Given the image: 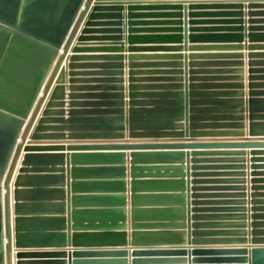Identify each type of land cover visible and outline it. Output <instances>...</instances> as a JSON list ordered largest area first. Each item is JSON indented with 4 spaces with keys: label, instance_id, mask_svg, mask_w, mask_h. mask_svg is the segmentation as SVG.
Here are the masks:
<instances>
[{
    "label": "crops",
    "instance_id": "obj_1",
    "mask_svg": "<svg viewBox=\"0 0 264 264\" xmlns=\"http://www.w3.org/2000/svg\"><path fill=\"white\" fill-rule=\"evenodd\" d=\"M96 7L99 10L94 12ZM92 15L95 19L90 20ZM75 48L95 52L73 53ZM62 56L63 48L38 101L24 120L22 133L39 100H43L24 147L233 145L212 149L41 152L51 155L42 159L39 180L33 177L38 175L34 172L37 159L26 166L25 174H19L27 154H40L23 150L10 183L13 264L17 261L15 204L26 210L23 218L29 237L23 250H123L127 252L126 264H134V260H141L137 264H170L163 262L175 258L200 264L196 260L205 257L193 255V250H252L254 239L264 238L253 236L254 230L264 231V0H92L44 96ZM73 56L75 61H71ZM106 78L111 80V98L105 116L118 118L123 110V138L111 139L108 135L114 131L88 122L95 120L98 109L106 104L107 92L102 89ZM238 84L243 87L239 89ZM173 85H181L182 92L189 95L183 119L173 123V130L161 131L164 137L155 138L141 131L143 137L131 138L130 109L143 116H162L169 107L158 102L174 100L169 97L174 92ZM239 92L243 95L240 98ZM192 93L203 96L191 97ZM120 94L122 99L118 98ZM239 99L243 100L242 106L236 103ZM251 99L257 102L254 106L249 104ZM119 100L122 107L117 105ZM216 100L221 101V106L212 104ZM216 108L222 112H212ZM201 112L208 114L192 122V116ZM34 134H39L40 139L33 140ZM19 176L22 183L17 187ZM16 191L20 202L16 201ZM69 213L74 232L93 233L112 224L117 228L125 226L127 245L57 248L52 239L43 235L66 236ZM256 223L262 226L254 229ZM171 224L176 225L172 230L175 240H181L183 233L186 244H132L133 229H161ZM199 232L207 235L197 237ZM196 238L206 242L195 245ZM178 249L190 254L133 256L135 251ZM112 259L104 255L80 258L86 264H110L108 260ZM36 260L68 264L67 257L27 259L26 264Z\"/></svg>",
    "mask_w": 264,
    "mask_h": 264
},
{
    "label": "water",
    "instance_id": "obj_2",
    "mask_svg": "<svg viewBox=\"0 0 264 264\" xmlns=\"http://www.w3.org/2000/svg\"><path fill=\"white\" fill-rule=\"evenodd\" d=\"M92 0H0V264H13V228H12V211H11V188L10 183L17 165V161L21 152H39L40 154H27L24 157L22 168L19 174L27 172L26 166L33 160L37 159L34 172L38 175L33 176L39 180L40 173L43 172L42 159L51 154H42L41 152H64V151H126V150H184V149H200V148H224L233 144L225 143H209V144H143V145H124V144H70L69 146H40V147H24L31 123L35 121L43 100H39L35 108L31 122L26 126L24 132V120L27 119L38 101V96L42 91L45 80L52 70L56 61L58 52L63 48V56L55 66L54 72L43 95H47L51 89V85L55 76L59 72L61 63L69 52L71 42L79 29V25L86 16L87 11L91 7ZM84 7V11L81 9ZM99 9L96 7L94 12ZM120 10V9H118ZM90 20L95 19L92 15ZM90 22L87 24L89 26ZM240 37V36H239ZM82 39H80V42ZM90 48H75L73 53L95 52L94 50H85ZM200 50H210L203 49ZM240 58V56H238ZM75 56L71 61H75ZM65 72V69L62 71ZM107 76L110 73H106ZM208 81V79H205ZM242 81V78H239ZM103 91H106V104L103 108L98 109V117L95 120H88L90 123L102 124L105 130L114 131L108 135L111 139L123 138L125 129V118L123 110H120L118 118H107L106 108L109 106L108 100L111 95L108 93L111 83L109 78L104 80ZM242 84H238L241 89ZM204 88H207L205 86ZM133 90L134 87L132 86ZM121 90V87H118ZM169 94L174 100L158 102L159 105L167 106L163 110L162 116H152L153 114H138L132 108L128 119L131 138H140L152 133L153 137H164L161 131L173 130V123L182 120L186 111L188 94L182 92V86H172ZM163 96V95H161ZM201 94H191V97L201 98ZM239 98L242 93H238ZM122 99V95L118 96ZM134 95H131V99ZM237 105L242 106L243 100L239 99ZM257 102L250 100L249 104L254 106ZM212 104L221 106V101H215ZM122 107L121 100L117 102ZM134 107V102H131ZM215 113L222 112L221 108H216ZM238 113H241L239 110ZM73 115L74 113L71 112ZM164 114V116H163ZM208 113H198L192 116V122H197L200 115ZM212 116V115H211ZM216 116L213 115V118ZM239 115L237 116V118ZM73 124V120H70ZM242 128V124L238 126ZM195 130V126H191ZM73 130V126H72ZM117 131V132H116ZM145 131L144 135L143 132ZM182 135V134H180ZM21 142H18V140ZM40 139L39 134L33 135V140ZM63 158V156H61ZM22 183V176L16 181V186ZM16 201L20 202L19 193L16 191ZM70 199V193H68ZM25 208L21 204H15V242H16V264H26L27 259H65L68 258V264H86L88 262L80 260L82 257L89 255H104L112 260H108L110 264H126L127 255L123 250H112L108 252H90L73 250V252H61L59 250H23L28 240L27 230L24 227ZM68 226L66 228L67 235L58 233H46L43 236L54 241L57 248H65L68 246L78 247H102L114 246L123 247L127 245V236L125 226L117 228L115 225L105 226L97 232H74L71 225V214L68 215ZM264 225V224H263ZM175 224L161 229H133L132 244L133 245H172L182 246L185 243L184 236L181 234V240H175L176 235L172 230ZM262 224H254L253 227L259 228ZM197 237L207 235L204 232L196 234ZM253 236H264V231L254 230ZM206 242L201 238L193 240V244L202 245ZM252 250L249 248H208L193 250V255H199L205 258H199L195 263L207 264H264V238H255ZM190 254V253H189ZM187 250H154L148 252H133V256L142 255H173V257H186L189 255ZM250 255V257H249ZM75 259V260H74ZM79 259V260H78ZM163 262V260H155ZM170 264H187L186 258H175L166 260ZM141 260H134V264L140 263ZM58 260H36L33 264H58ZM153 263V262H148Z\"/></svg>",
    "mask_w": 264,
    "mask_h": 264
}]
</instances>
